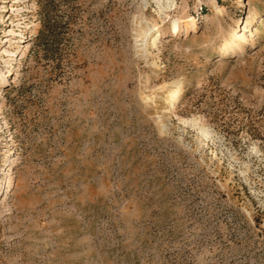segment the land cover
I'll use <instances>...</instances> for the list:
<instances>
[{
	"label": "rangeland",
	"instance_id": "1",
	"mask_svg": "<svg viewBox=\"0 0 264 264\" xmlns=\"http://www.w3.org/2000/svg\"><path fill=\"white\" fill-rule=\"evenodd\" d=\"M0 264H264V0H0Z\"/></svg>",
	"mask_w": 264,
	"mask_h": 264
},
{
	"label": "bare ground",
	"instance_id": "2",
	"mask_svg": "<svg viewBox=\"0 0 264 264\" xmlns=\"http://www.w3.org/2000/svg\"><path fill=\"white\" fill-rule=\"evenodd\" d=\"M161 6H159L160 8ZM180 24V21H178L173 29L174 31H177V29L179 28L177 25ZM198 24L197 22L193 23L190 27V32L196 31L198 29ZM159 33V30L155 27V26H149L148 24L145 25V28H142L141 33L138 35L137 38V45L139 46H144L145 43H148L150 41H154L157 39L156 34ZM160 36V33H159ZM186 89L184 86H179L177 88H175L174 90H172V92H170L168 98H167V104L168 105H173L175 103L178 102V100L180 99V97L185 94ZM171 97V98H170ZM175 98V99H174ZM205 135H209L210 133L208 131L204 132Z\"/></svg>",
	"mask_w": 264,
	"mask_h": 264
}]
</instances>
